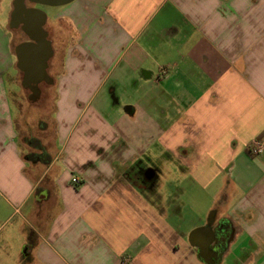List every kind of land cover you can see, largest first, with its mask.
<instances>
[{
	"label": "crops",
	"instance_id": "1",
	"mask_svg": "<svg viewBox=\"0 0 264 264\" xmlns=\"http://www.w3.org/2000/svg\"><path fill=\"white\" fill-rule=\"evenodd\" d=\"M18 18L0 38V203L11 217L26 209L22 257L208 264L199 250L220 227L217 264H264V0H75L47 14L49 62L54 31L62 69L47 71L33 103L53 92V139L27 155L4 85L13 68L31 91L16 49L34 41ZM24 120L26 139L31 116ZM256 142L263 153L254 156ZM173 175L186 184L182 199L207 198L182 201L199 218L187 227L178 196L165 197L158 182Z\"/></svg>",
	"mask_w": 264,
	"mask_h": 264
},
{
	"label": "rangeland",
	"instance_id": "2",
	"mask_svg": "<svg viewBox=\"0 0 264 264\" xmlns=\"http://www.w3.org/2000/svg\"><path fill=\"white\" fill-rule=\"evenodd\" d=\"M13 3L14 0H0V38L5 37V34L10 36L9 26L11 16L13 14ZM65 6L62 7H42V9L46 10L49 19H51V15L60 12ZM50 28V26H48ZM51 29V28H50ZM52 30V29H51ZM53 31V30H52ZM13 34L15 35V44L23 42L25 40V36L18 31L14 30ZM61 39V38H60ZM53 45L55 47L56 56L52 60L53 68L51 70L52 76H56L58 72L62 69V52L60 48V43L62 44L64 41L60 42L58 39L57 33L52 35ZM14 43H12V47ZM16 73V77L13 78V75ZM21 72L15 71L13 68L9 69L7 75L5 76V88L7 93H9V98L11 101V108L14 114V117L17 120L18 130L20 132L19 142H23L24 145L21 146L24 149V154L27 155L30 151L28 146L30 145L29 141L40 142L38 139L46 140L50 142L53 139L52 134V125H53V102L54 95L53 92L44 94L41 101H37L33 103L32 100H29L30 92L22 87L21 80ZM16 81V82H15ZM42 88H45V85H42ZM46 89V88H45ZM53 91V90H52ZM31 116V132L29 137L23 139L21 137L22 131L24 130L25 124L22 122L24 120V116ZM34 128V131H33ZM34 132H38V138L32 136ZM44 132V133H41ZM36 144V143H34ZM160 168H164V163L159 164ZM142 170L146 171L145 167H141ZM175 173V170H173ZM173 174V173H172ZM159 185L163 186V194L166 197L177 198L178 196L179 202L178 205L184 207L183 215H180L178 218L180 219L181 225L187 224L184 227L189 226L192 222L198 221L199 218L192 212L187 205H183L182 201L188 205H191L192 202H197L199 199V203H206L207 198L202 197L201 194L193 195L192 199H182L181 191L178 189L179 187L183 188L186 184L182 179H177L175 176H167L161 177L158 180ZM173 194V195H172ZM192 196V195H191ZM191 196H184V198H190ZM198 197V199H195ZM170 204V203H169ZM174 208V207H173ZM172 215H174L173 209L171 210ZM22 214L24 217L15 216L11 217L12 211L7 206V204L0 203V264H31L30 259L27 257L25 259L23 256L25 243L27 241V237L31 235V229L29 227V223H27V212L26 209H23ZM11 217V219H9ZM9 219V220H8ZM23 261V262H21Z\"/></svg>",
	"mask_w": 264,
	"mask_h": 264
},
{
	"label": "water",
	"instance_id": "3",
	"mask_svg": "<svg viewBox=\"0 0 264 264\" xmlns=\"http://www.w3.org/2000/svg\"><path fill=\"white\" fill-rule=\"evenodd\" d=\"M75 0H14L13 19L25 15L23 19V30L29 34L34 42L23 43L16 49L18 58V67L25 72L24 86L36 91L39 95V84L43 81L49 82L50 78L47 75L48 62L53 56L51 42L47 40V33L43 30V25L46 22L47 14L36 8H28L27 2L33 5L44 7H62L67 6ZM40 17V21H37ZM147 179H151L154 175L152 170H147L145 173ZM212 226L211 222L207 227L195 230L192 234L201 232L204 229H209ZM211 241L205 246V249L210 250ZM202 249V247H200ZM218 256L217 253H214Z\"/></svg>",
	"mask_w": 264,
	"mask_h": 264
},
{
	"label": "flooded vegetation",
	"instance_id": "4",
	"mask_svg": "<svg viewBox=\"0 0 264 264\" xmlns=\"http://www.w3.org/2000/svg\"><path fill=\"white\" fill-rule=\"evenodd\" d=\"M37 6L40 9H42V7H44V6H39V5H37ZM17 21H20L19 18L18 19L14 18L12 20V25L16 26ZM21 22H22V20H21ZM22 26H23V24H22ZM50 70H52V64L49 62V66H48V69H47L48 73L50 72ZM42 84H46V83H42ZM41 85L39 87H41ZM41 96H42V92H40L39 95H38L36 91H33V90L30 91V99L32 101L33 100L35 101V99H37V97L41 98ZM143 178H145V177L143 176ZM145 182H146V180H145ZM221 235H222V229L220 227H217L215 229V231H214L212 242H211V247H210L211 252L207 253L205 251V249H203L204 247H202V249L199 250L200 254L203 255L204 257H206V260H207L208 264H217L218 263L217 259L213 260V257H215L214 253L220 254V252L222 250Z\"/></svg>",
	"mask_w": 264,
	"mask_h": 264
},
{
	"label": "built area",
	"instance_id": "5",
	"mask_svg": "<svg viewBox=\"0 0 264 264\" xmlns=\"http://www.w3.org/2000/svg\"><path fill=\"white\" fill-rule=\"evenodd\" d=\"M251 153L254 155V156H257L261 153H263V144L260 143V142H256L252 147H251ZM71 183L74 185V186H79L81 184V180L77 177H73L72 180H71Z\"/></svg>",
	"mask_w": 264,
	"mask_h": 264
},
{
	"label": "trees",
	"instance_id": "6",
	"mask_svg": "<svg viewBox=\"0 0 264 264\" xmlns=\"http://www.w3.org/2000/svg\"><path fill=\"white\" fill-rule=\"evenodd\" d=\"M29 142H30V145H31V146H34V145L39 146V143H38V142H34V141H29ZM34 143H36V144H34ZM44 156H45V159L43 158V159H41V160H42L43 162H45V163L49 162V160H50L49 155L45 154ZM42 157H43V155H40L39 158H42Z\"/></svg>",
	"mask_w": 264,
	"mask_h": 264
}]
</instances>
